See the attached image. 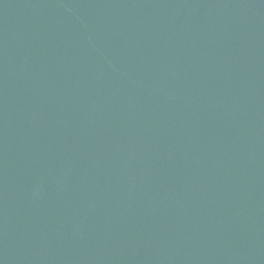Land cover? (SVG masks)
I'll return each instance as SVG.
<instances>
[{"label":"water","instance_id":"obj_1","mask_svg":"<svg viewBox=\"0 0 264 264\" xmlns=\"http://www.w3.org/2000/svg\"><path fill=\"white\" fill-rule=\"evenodd\" d=\"M0 264H229L165 249L114 244H45L0 237Z\"/></svg>","mask_w":264,"mask_h":264}]
</instances>
